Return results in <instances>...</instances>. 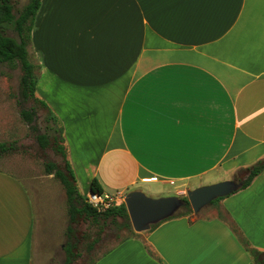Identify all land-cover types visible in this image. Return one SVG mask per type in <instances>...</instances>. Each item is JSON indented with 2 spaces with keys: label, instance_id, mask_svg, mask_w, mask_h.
Instances as JSON below:
<instances>
[{
  "label": "crops",
  "instance_id": "obj_1",
  "mask_svg": "<svg viewBox=\"0 0 264 264\" xmlns=\"http://www.w3.org/2000/svg\"><path fill=\"white\" fill-rule=\"evenodd\" d=\"M27 52L83 197H172L264 160V0H41ZM214 207L93 264H253L230 225L264 254V171ZM38 222L0 170V264H33Z\"/></svg>",
  "mask_w": 264,
  "mask_h": 264
},
{
  "label": "trees",
  "instance_id": "obj_2",
  "mask_svg": "<svg viewBox=\"0 0 264 264\" xmlns=\"http://www.w3.org/2000/svg\"><path fill=\"white\" fill-rule=\"evenodd\" d=\"M40 3L41 0H26V4L17 11L13 0H0V67L8 66L9 68L19 69L20 77L16 101L19 116L26 125L33 126L32 131L36 133L35 142L39 149L42 151L50 150L55 156L60 157L63 163L61 168L54 163H46L45 173L46 175H53L54 179L60 183L65 194L68 225L65 231L66 242L63 247V264H75L81 258L80 247L82 241L88 239L87 236L80 235L78 232V227L81 224L87 223L96 227L111 224L116 229L131 231L130 237L137 236V234L132 232L123 203L103 212H98L85 203L84 197L78 190L74 172L67 160L62 127L47 105L36 97L38 76L35 66L29 61L27 48L30 44V34ZM38 109L45 112L47 132L43 134L39 133L34 127ZM17 151L18 148L15 143H0V158L17 153ZM263 171L264 160L258 161L247 169L240 170L238 173H244L246 176L243 181H240L238 191L248 188ZM234 178H237L236 175ZM90 192L102 193L97 187L96 180L91 182ZM181 200L183 202L181 209L166 221L189 217L192 214L186 197L181 198ZM221 200L217 199L209 206H214ZM163 222L152 226L151 231L155 230ZM230 227L245 252L250 256L253 264H264V254L251 248L234 225H230ZM97 243L98 238L88 242L85 248L86 253H91ZM93 263L94 261L91 264Z\"/></svg>",
  "mask_w": 264,
  "mask_h": 264
},
{
  "label": "rangeland",
  "instance_id": "obj_3",
  "mask_svg": "<svg viewBox=\"0 0 264 264\" xmlns=\"http://www.w3.org/2000/svg\"><path fill=\"white\" fill-rule=\"evenodd\" d=\"M13 2L17 11L26 4V0H13ZM19 77L18 68L0 67V143H15L18 148L17 153L0 158V170L21 179L34 198L39 222L34 239L33 264H63L65 231L68 225L66 199L60 183L54 179L53 175L45 173L46 163H54L60 168L63 163L60 157L55 156L50 150L39 149L35 142L36 133L32 131L33 126H28L21 120L16 105ZM52 113L56 116L53 111ZM34 127L41 134L47 132L43 110H37ZM245 176L244 173H237V178L233 177L231 181L239 184ZM154 188L150 190V193L156 194ZM187 188L180 186L178 191L182 193H178L175 197L185 198ZM148 197L158 199L171 196ZM214 208L216 207L208 206L198 215L194 216L192 213L190 216L206 218ZM78 232L80 235L87 236L88 239L82 241L81 258L75 264H91L131 236V231L116 229L111 224L97 227L87 223L81 224ZM97 238L98 243L93 251L87 254L86 244Z\"/></svg>",
  "mask_w": 264,
  "mask_h": 264
},
{
  "label": "water",
  "instance_id": "obj_4",
  "mask_svg": "<svg viewBox=\"0 0 264 264\" xmlns=\"http://www.w3.org/2000/svg\"><path fill=\"white\" fill-rule=\"evenodd\" d=\"M240 184L224 181L196 188L186 192V199L194 216L217 199L226 198L236 193ZM124 206L131 229L136 234L149 232L152 226L173 217L183 206L178 197L153 199L143 192L132 191L124 198Z\"/></svg>",
  "mask_w": 264,
  "mask_h": 264
},
{
  "label": "built area",
  "instance_id": "obj_5",
  "mask_svg": "<svg viewBox=\"0 0 264 264\" xmlns=\"http://www.w3.org/2000/svg\"><path fill=\"white\" fill-rule=\"evenodd\" d=\"M124 196L120 193L110 195L106 193H88L84 199L85 203L96 209L98 212H103L109 208L123 203Z\"/></svg>",
  "mask_w": 264,
  "mask_h": 264
}]
</instances>
